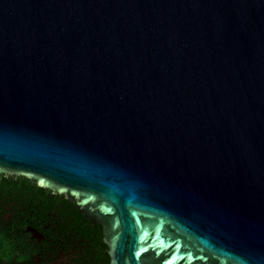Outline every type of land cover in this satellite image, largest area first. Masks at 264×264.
I'll return each instance as SVG.
<instances>
[{"label": "water", "instance_id": "water-1", "mask_svg": "<svg viewBox=\"0 0 264 264\" xmlns=\"http://www.w3.org/2000/svg\"><path fill=\"white\" fill-rule=\"evenodd\" d=\"M0 174L109 264H264V0H0Z\"/></svg>", "mask_w": 264, "mask_h": 264}, {"label": "flooded vegetation", "instance_id": "flooded-vegetation-1", "mask_svg": "<svg viewBox=\"0 0 264 264\" xmlns=\"http://www.w3.org/2000/svg\"><path fill=\"white\" fill-rule=\"evenodd\" d=\"M103 239L64 195L0 174V264H109Z\"/></svg>", "mask_w": 264, "mask_h": 264}]
</instances>
